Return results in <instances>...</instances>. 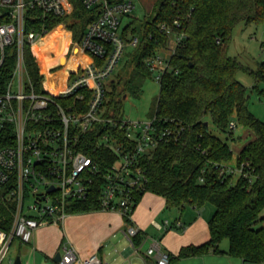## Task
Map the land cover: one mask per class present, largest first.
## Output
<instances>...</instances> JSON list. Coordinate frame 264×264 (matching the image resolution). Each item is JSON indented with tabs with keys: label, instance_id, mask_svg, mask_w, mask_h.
I'll list each match as a JSON object with an SVG mask.
<instances>
[{
	"label": "built area",
	"instance_id": "built-area-1",
	"mask_svg": "<svg viewBox=\"0 0 264 264\" xmlns=\"http://www.w3.org/2000/svg\"><path fill=\"white\" fill-rule=\"evenodd\" d=\"M79 8L84 14L78 13ZM133 8V0H0V197L12 210L10 226L0 228V263L14 237L26 243L37 228L60 224L69 214L68 204L86 198L92 185L98 188L99 210L131 215L134 193L145 180L140 158L173 133L168 128L157 133L153 118L140 121L105 115L108 90L104 81L126 44L137 42L130 30L124 31L129 22H123L124 17ZM64 18L70 22L83 19L79 45L68 54V61L66 52L60 54L57 66L62 69L55 71L51 81L56 83L51 88L45 85L50 69L37 63L41 79L36 90L23 46L33 47L51 30L66 27L60 22ZM51 20L56 23L49 28ZM166 31L167 52L158 51L144 60L156 81L171 69L169 57L181 36ZM67 97L72 102L63 104L61 100ZM234 127L230 121L228 128ZM114 130L124 131L123 141ZM90 136L96 139L90 150L103 147L116 155L108 165L102 167L83 150V138ZM218 166L220 173L240 174L243 164L235 169L225 163ZM50 186L53 189L48 190ZM171 226L181 228L182 224L164 220L158 225ZM137 232L136 226L127 225L122 234L132 243ZM59 254L57 264H102L97 253L82 257L68 243L62 244ZM146 254H155L156 264H169V252L159 247H150Z\"/></svg>",
	"mask_w": 264,
	"mask_h": 264
},
{
	"label": "trees",
	"instance_id": "trees-1",
	"mask_svg": "<svg viewBox=\"0 0 264 264\" xmlns=\"http://www.w3.org/2000/svg\"><path fill=\"white\" fill-rule=\"evenodd\" d=\"M239 21L245 24L264 21V0H157L150 13L131 19L124 29L137 38L129 57L132 71L148 76L152 72L144 60L167 47L166 28L170 33L181 35L169 57L171 69L164 71L158 81L152 113L157 133L164 128L173 133L157 141L154 149L140 158L145 180L141 190L134 193L135 205L148 191L163 197L167 208L191 205L199 209L210 203L213 211L207 221L209 238L200 244L182 246L175 256L169 253V263L174 258L225 253L241 259L243 264H264V215L261 214L264 209V121L248 110L246 87L236 78L239 70L251 73L258 92H264V87H258L264 82V59L253 71L228 54L231 31ZM83 22L79 18L69 22L68 28ZM55 23L56 20H51L47 25L50 28ZM25 64L39 90L41 75L37 62L34 64L29 58ZM120 82L121 78H112L110 82L112 88L105 101L107 116L122 117V100L129 83L120 85ZM61 101L69 104L72 97ZM85 103V100L81 103L83 110ZM207 116L218 131L227 135L232 133L228 124L233 119L253 134L237 151L236 166L241 163L243 166L235 181L232 173H220V166L215 167L231 159L232 149L208 125L207 129L204 127ZM97 126L104 129L100 124ZM113 132L119 140H124L123 130ZM83 139V150L102 167L116 158L103 147L90 150L95 137ZM98 194V188L92 185L86 198L68 204L67 212L99 210ZM10 207L0 197L2 229L10 226ZM122 216L126 226L133 225L130 216ZM223 238L228 241L226 251L218 246ZM140 240L138 232L131 238L134 246Z\"/></svg>",
	"mask_w": 264,
	"mask_h": 264
},
{
	"label": "crops",
	"instance_id": "crops-1",
	"mask_svg": "<svg viewBox=\"0 0 264 264\" xmlns=\"http://www.w3.org/2000/svg\"><path fill=\"white\" fill-rule=\"evenodd\" d=\"M78 58L80 61L84 59L80 56ZM209 217L202 212V208L198 209L191 205H183L176 209L167 208L163 197L147 191L141 195L130 215L131 222L138 228V236L141 239L138 246H134L122 234L126 225L120 212L95 210L68 214L60 224H47L37 228L30 240L25 243L23 250L36 261V264L40 261L48 264L50 260L57 264L53 257L56 252L61 251L63 243L71 245L82 257L97 253L102 264H111L106 261L109 255H113V260L119 259V264H150L155 263V254H146L150 247H159L175 256L182 246L206 241L209 238L207 224ZM164 220L169 224L179 220L182 227L176 228L178 231H175L174 227L168 229L158 227ZM21 247L19 245L18 255L23 264ZM219 248L226 251L228 244H221ZM236 259L238 258L225 253H208L174 258L169 264H236ZM25 264L30 263L27 260Z\"/></svg>",
	"mask_w": 264,
	"mask_h": 264
},
{
	"label": "rangeland",
	"instance_id": "rangeland-1",
	"mask_svg": "<svg viewBox=\"0 0 264 264\" xmlns=\"http://www.w3.org/2000/svg\"><path fill=\"white\" fill-rule=\"evenodd\" d=\"M157 0H133L134 8L128 16L124 17L123 22H128L133 18H142L145 13H150L153 5ZM79 14H84V10L79 8ZM61 24L66 27L56 28L48 32L40 43L35 44L33 47L28 43L23 46V55L25 59H31L33 63L36 62L44 70L50 69L49 78L46 80V87L51 88L56 82L51 81L56 70L62 69V66H57L60 58V53L66 52L67 61L69 55L73 53L74 47L79 45L80 33L83 30V24H76L73 28H68L69 18L61 19ZM30 30V29H28ZM135 46L126 44L123 53L114 68V71L110 75V78L118 80L121 78L120 85L123 82H128L129 87L125 91V97L122 100L121 116L126 120H140L146 121L153 117V109L156 101V97L159 90V83L154 79V76L140 75L132 71V65H130V52L133 51ZM7 54L10 52L6 49ZM160 52L166 53L167 50L160 49ZM228 54L234 56L244 66L250 70L256 71L258 63L264 59V21L258 24H245L243 21H239L235 24L231 31V37L228 45ZM117 75L120 77L118 78ZM236 78L246 87L247 108L248 110L259 120L264 121V92H258V88L255 87V78L251 73H247L244 70H239L236 74ZM109 79L104 81L106 89L109 91L112 85L109 83ZM258 87H264V82H260ZM101 115V112H100ZM206 120L209 130L228 142L232 149V157L225 162V165L229 168H236V154L239 148L253 137L251 131L247 128L235 124L232 133L225 134L218 131L211 123L209 116ZM238 173L233 174V181L236 180ZM42 191V188H39ZM175 209L177 207H174ZM202 212L206 213L209 217L213 211V206L210 203L203 205ZM261 214H264L262 209ZM123 218V216H122ZM178 231L179 229H174ZM157 236H160L157 234ZM221 244H228L226 238L219 241L218 246ZM19 245H21L20 254L23 264L25 261H29L30 264H36V261L31 258L30 255L24 252L25 243L21 242L17 237H14L8 254L1 261L0 264H13L15 257L18 255ZM113 255L106 257V261L111 264H119L120 260L112 259ZM39 264H43L40 261ZM48 264H54L51 260ZM236 264H242L241 260L236 259ZM254 264V263H245Z\"/></svg>",
	"mask_w": 264,
	"mask_h": 264
},
{
	"label": "water",
	"instance_id": "water-1",
	"mask_svg": "<svg viewBox=\"0 0 264 264\" xmlns=\"http://www.w3.org/2000/svg\"><path fill=\"white\" fill-rule=\"evenodd\" d=\"M204 127L207 129V122H204ZM51 189H53V187L52 186H50L49 188H48V190H51ZM60 254H59V252H56L55 253V255H54V257H53V260L54 261H57L58 259H59V256ZM13 264H21V262H20V258H19V255H17L16 257H15V260H14V262H13ZM150 264H155L154 262H151Z\"/></svg>",
	"mask_w": 264,
	"mask_h": 264
}]
</instances>
